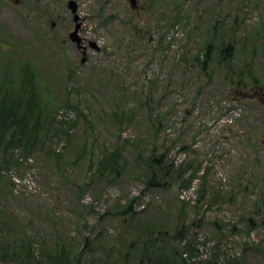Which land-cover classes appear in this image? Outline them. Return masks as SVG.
Returning <instances> with one entry per match:
<instances>
[{
	"label": "rangeland",
	"instance_id": "1",
	"mask_svg": "<svg viewBox=\"0 0 264 264\" xmlns=\"http://www.w3.org/2000/svg\"><path fill=\"white\" fill-rule=\"evenodd\" d=\"M19 1L0 3V98L30 105L0 132L39 131L0 154V264H264V0H72L81 22Z\"/></svg>",
	"mask_w": 264,
	"mask_h": 264
},
{
	"label": "trees",
	"instance_id": "2",
	"mask_svg": "<svg viewBox=\"0 0 264 264\" xmlns=\"http://www.w3.org/2000/svg\"><path fill=\"white\" fill-rule=\"evenodd\" d=\"M211 47H212V44H210V43L205 45V48H206V52L204 53L205 61H206V59H208L207 58L208 56L206 53H208L210 51ZM232 48H233V45L231 43H229L227 45L225 43H222L220 45V51H218L216 54L217 59L219 61H221V60L222 61H229L230 57L232 56L231 55V49ZM201 56H202V54L200 55V57ZM206 62H208V61H206ZM2 80H4V78L2 76H0V84H1ZM25 91H26V87H22V90L19 93H16L15 90H11V92L9 94L0 98V100L2 102V107H1V111H0V113L2 114V117L0 114V118H3V116H4L3 108H5L6 110L8 108L11 112L16 111V110H18L17 112H19V107L24 105L23 109L21 107V111H24V110L27 111L29 109L28 106L30 104L27 101H24V99L29 98V96L26 98L27 95L25 94ZM14 101H19V102H14ZM14 103H19V104L23 103V105L15 106ZM23 115L25 116L24 113H23ZM37 126L39 127V123ZM40 127H41V123H40ZM9 128L11 131L10 132L11 138L7 142L4 141V139H5V136H3L4 131L0 132V136L2 135L1 139L3 140V142H5L4 148L0 147V154L5 155L6 153H8V151H11L12 149L17 148V147H21V148L25 149L24 152H29L28 147L25 145H26V143L31 144V145H34V143H36V141H37L36 137L38 136L39 129L38 128L35 130L30 129V132H28L29 130L26 129V126H25V123L23 120H19L16 125H15V123L13 125L11 123L6 130H8ZM28 133H30L29 134L31 136L30 138H28ZM16 134L18 136H16ZM23 154L27 155L25 153H23ZM159 161L160 160H157V159H150V165L152 168V172H151V176H150L149 180L146 183L147 186H149V187H159L160 185H162V180H156L159 177V174L162 173V169H163V168H159V167H161L159 165ZM167 174H168V172L164 173L162 175V177L163 178L166 177ZM126 213H128V210H126ZM124 214H125V211H124ZM250 222H251V220H250ZM179 232H180V230H179ZM153 234H148L149 236L146 238L145 243H143V248H142L143 251H142V255H141V260H145L146 258H149L150 256H153L155 254V253L149 254L150 252H148L149 249H150V251L155 249V247H153V245L155 243L156 237H153ZM189 251H192V248L189 249ZM58 252L61 253V251H58ZM152 252H154V251H152ZM58 256L60 257L59 260L54 261V259L51 258V261L49 263L50 264H71V263H68L67 260H63V257H62V256H64L63 254L58 255ZM17 259H15V261ZM153 263L154 264H167L160 257H156L151 262V264H153Z\"/></svg>",
	"mask_w": 264,
	"mask_h": 264
},
{
	"label": "water",
	"instance_id": "3",
	"mask_svg": "<svg viewBox=\"0 0 264 264\" xmlns=\"http://www.w3.org/2000/svg\"><path fill=\"white\" fill-rule=\"evenodd\" d=\"M71 39L77 43H79V40L76 38L75 34L71 35Z\"/></svg>",
	"mask_w": 264,
	"mask_h": 264
},
{
	"label": "flooded vegetation",
	"instance_id": "4",
	"mask_svg": "<svg viewBox=\"0 0 264 264\" xmlns=\"http://www.w3.org/2000/svg\"><path fill=\"white\" fill-rule=\"evenodd\" d=\"M8 1V0H7ZM17 5L21 4L19 0H13Z\"/></svg>",
	"mask_w": 264,
	"mask_h": 264
}]
</instances>
